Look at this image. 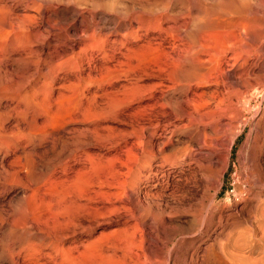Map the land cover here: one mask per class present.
<instances>
[{"label":"rangeland","instance_id":"rangeland-1","mask_svg":"<svg viewBox=\"0 0 264 264\" xmlns=\"http://www.w3.org/2000/svg\"><path fill=\"white\" fill-rule=\"evenodd\" d=\"M80 1L0 0V264H264V0Z\"/></svg>","mask_w":264,"mask_h":264},{"label":"bare ground","instance_id":"bare-ground-1","mask_svg":"<svg viewBox=\"0 0 264 264\" xmlns=\"http://www.w3.org/2000/svg\"><path fill=\"white\" fill-rule=\"evenodd\" d=\"M69 1H71V0H69ZM78 1H80V0H78ZM83 1H84V0H83ZM80 2H81V1H80ZM231 50H232V49H231ZM232 51H233V50H232ZM226 52H227V51H226ZM226 52H225L223 55H219V54H217V55H214V54L211 55V54H210V58L213 59V60H215V63H216V64H219V63L222 61V58H224V57H228V54H227ZM222 53H223V52H222ZM229 55H230L229 57H231L232 59H235L236 56H237V53H236V52L234 53V51H233V53H232V54H229ZM231 58H229V59H231ZM210 61H211V60H210ZM197 62H198V61H197ZM211 62H212V61H211ZM178 63H179V61H178ZM178 63H177V64H178ZM216 64L213 65V66H216ZM178 65H179L178 67L180 68V66L184 65V63H179ZM217 66H218V65H217ZM217 66H216V67H217ZM188 67H189V66H188ZM198 67H199V66H198ZM218 67H219V66H218ZM181 68H183V67H181ZM194 68H195V67H194ZM194 68H193V69H194ZM210 68H211V67H210ZM184 69H186V68H184ZM212 69L215 70L214 72H216V69H214V68H212ZM221 69H222V68H221ZM206 70H208V69H206ZM218 70H220V69H218ZM202 71H203V70H202ZM202 71H199V72H202ZM209 71H210V70H209ZM211 71H212V70H211ZM211 71H210V72H211ZM222 71H223V70H222ZM191 72H192V71H191ZM207 72H208V71L203 72V76L205 77V80H206V78L209 79V78H208L209 75H207ZM210 72H208V73L210 74ZM219 72H220V71H219ZM219 72H218V73H219ZM220 73H221V72H220ZM226 73H227V72H226ZM212 74H213V73H212ZM216 74H217V73H216ZM213 75H215V74H213ZM217 75H218V74H217ZM222 75H223V73H222L221 75L217 76L216 78H215V76H214L213 81H214V79H216L215 82H217V80H218ZM224 75H225V73H224ZM224 75H223V77H224ZM227 75H228V74H227ZM227 75H226V76H227ZM232 75H233V74H232ZM233 76H234V75H233ZM223 77H222V78H223ZM227 77H228V76H227ZM229 77H230V76H229ZM234 77H235V76H234ZM232 78H233V77H232ZM235 78H236V80H237V77H235ZM223 79H225V78H223ZM223 79H222V80H223ZM227 79H230V78H227ZM238 79H240V78L238 77ZM196 80H197V79H196ZM199 80H200V79H199ZM205 80H204V81H205ZM209 80H210V79H209ZM222 80H221V81H222ZM236 80L234 79L235 82L239 81V80H237V81H236ZM241 80H242V79H240V81H241ZM207 81H208V80H207ZM223 81H224V80H223ZM234 81H233V82H234ZM240 81L238 82L239 84H241V83L243 82V81H242V82L240 83ZM218 82H220V81L218 80ZM230 82H231V81H230ZM235 82H234V83H235ZM244 82H245V80H244ZM244 82H243V83H244ZM238 83H237V84H238ZM243 83H242V84H243ZM245 83H247V80H246ZM245 83H244V84H245ZM248 83H249V81H248ZM215 84H216V83H215ZM228 84H229V83H228ZM242 84H241V85H242ZM244 84H243V85H244ZM241 85H240V86H241ZM243 87H244V86H242V88H243ZM245 88H246V87H245ZM215 91H216V90H215ZM261 92H263V91L260 90V89H253L251 92H248V91H247L248 95H246L247 93H245V94L243 95L242 103H243V101H244L245 103L250 102V100H251L254 96H256L257 94H260ZM239 93H241V92H239ZM235 94H237V93H235ZM241 95H242V94H241ZM198 96H199V95H198ZM214 96H215V95H214ZM220 97H221V96H220ZM218 98H219V97H218ZM218 98H217V99H218ZM221 98H222V97H221ZM226 98H227V97H226ZM241 98H242V97H241ZM186 100H187V99H186ZM220 100H223V98L220 99ZM215 101H216V100H215ZM218 102H220V101H218ZM222 103H223V102H222ZM222 103H221V104H222ZM219 104H220V103H219ZM191 105H192V104H191ZM218 107H219V106H218ZM240 107H241V106H240ZM263 111H264V110H263ZM255 114H256V113H255ZM1 119H2V118H1ZM1 119H0V122H1ZM165 121H167L168 124L166 125V123H162V125H160V127H159V128H160L159 133L157 132V133H158L157 135H158L161 139L164 138V137H166L167 134L170 133V132L172 131V129H171V126H172V125L170 126V124H171L170 121H171V120L167 118ZM172 124H173V123H172ZM173 127H174V126H173ZM176 127H177V126H176ZM179 130H180V128H179ZM168 136H169V135H168ZM253 137H254V136H253ZM250 140H251V139H250ZM60 141H61V140H60ZM161 142H164V140H162ZM251 142H252V141H251ZM255 142H256V141H255ZM248 143H249V142H248ZM244 144H246V139H245V143H243V145H244ZM250 144H252V143H250ZM250 144H249V145H250ZM246 145H247V144H246ZM244 146H245V145H244ZM247 146H248V145H247ZM242 147H243V146H242ZM159 148H160V146H159ZM157 150H158V149H157ZM159 150H160V149H159ZM161 151H162V149H161ZM178 151H179V150H178ZM249 151H251V150H249ZM162 152H163V151H162ZM185 152H186V153H185ZM159 153H160V151H159ZM183 153L185 154L186 157H190V156H191V151H190V150L184 151ZM184 154H183V155H184ZM160 156H161V155H160ZM178 156H179V155H178ZM169 157H170V156H169ZM174 157L176 158V156H174ZM182 157H183V156H182ZM160 158H161V157H160ZM181 159H182V158H181ZM187 159H188V158H187ZM169 160H170V159H169ZM185 160H186V159H185ZM167 161H168V160H167ZM163 162H164V161H163ZM163 162H160L159 164H156V165H157L158 167H162V166H164V163H163ZM179 162H180V161H179ZM253 162H254V161H253ZM179 164H180V163H179ZM149 165H150V164H149ZM149 167H151V166H149ZM189 167H190V166H189ZM163 168H164V167H163ZM192 168H193V167H192ZM150 169H151V168H150ZM150 169H149L148 171H150ZM170 170H172V169H170ZM5 171H6V170H5ZM180 171H182V170H180ZM6 172H7V171H6ZM153 173H154V171H153ZM153 173H151V172L148 173V176L150 177V179L152 178V182H151V184L149 183L148 185H149L150 188H152V189L155 188V187H158V186H167L168 183H169V179H170V178H173V177H176V173L173 174V173H171V171H164V170H162L161 173H160L159 175H156V173H155V174H153ZM177 173H178V172H177ZM6 174H7V173H6ZM146 176H147V175H146ZM177 176H178V174H177ZM4 179H6V177H5ZM12 179H13V178H12ZM17 180H19V178H18ZM2 181H3V180H2ZM9 181H11V180L9 179ZM18 182H19V181H18ZM3 183H4V181H3ZM21 184H22V183H21ZM24 184H25V183H24ZM8 185H9V184H8ZM15 185H16V183H15ZM168 186H169V185H168ZM20 187H21V186H20ZM3 188H4L3 186L0 187V193L3 192L2 190H5V189H3ZM146 188H147V187H146ZM164 188H165V187H164ZM145 190H146V189H145ZM147 191H148V190H147ZM22 192H23V191H22ZM148 193H150V192L148 191ZM17 195H18V194H17ZM22 196H23V195H22ZM18 197H19V196H18ZM22 199H23V198L20 197V200H22ZM13 201H14V200H13ZM16 201H17V200H16ZM16 201H14V202H16ZM18 202H19V201H18ZM11 203H12V202H10L9 204H11ZM24 204H25V203H24ZM7 205H8V204H7ZM4 206H5V205H4ZM12 206H13V205H12ZM21 206H22V205H21ZM25 206H26V205H25ZM0 207H1V206H0ZM19 208H20V207H19ZM0 209H1V208H0ZM3 209H4V208H3ZM236 209H237V208H236ZM12 210H13V209H12ZM22 210H23V209H22ZM0 211H1V210H0ZM2 211H3V210H2ZM10 211H11V210H10ZM42 211H43V210H42ZM5 213H6V212H5ZM24 213H25V212H24ZM14 217H15V216H14ZM5 219H6V215H5V214H4V215L0 214V224H1V222L3 223ZM23 219H24V217H23ZM25 220H26V219H25ZM263 226H264V225H263ZM8 229H9V227H8ZM3 231H4V230H3ZM10 231H12V230L10 229ZM45 233H46V232H45ZM7 234H8V233H7ZM248 235H249V234H248ZM250 236H251V235H250ZM255 236H256V235H255ZM256 237H257V236H256ZM263 237H264V236L262 235V239H263ZM259 238H260V236H259ZM259 238H258V239H259ZM244 239L246 240V238H244ZM252 239H254V238H252ZM262 239H261V240H262ZM4 240H5V239H4ZM4 240H3V241H4ZM6 240H7V239H6ZM10 240H11V239H10ZM245 240H244V241H245ZM249 240H251V239H249ZM249 240H248V238H247L246 241H248V242H245V243L249 244L250 242H253V241H250V242H249ZM259 240H260V239H259ZM1 241H2V240H1ZM235 241H236V240H235ZM255 241H257V239H256ZM255 241H254V242H255ZM254 242H253V243H254ZM260 242H261V241H260ZM245 243H244V244H245ZM253 243H251V244H253ZM256 243H258V241H257ZM10 244H11V243H10ZM242 244H243V243H242ZM242 244H241L240 246H242ZM244 244H243V245H244ZM238 245H239V244H238ZM8 246H9V245H8ZM244 246H245V245H244ZM251 246H252V245H251ZM11 247H12V246H11ZM5 248H6V247H5ZM8 248H9V247H8ZM233 248H235V247H233ZM242 248H244V247H242ZM242 248H241V249H242ZM241 249H240V250H241ZM244 249H245V248H244ZM247 249H248V248H247ZM5 250H6V249H5ZM242 250H243V249H242ZM10 251H11V250H10ZM229 251H230V248H229ZM232 251H235V249H232ZM232 251L230 252L229 255L227 254V255L229 256L228 258H230V259H229L230 261H236V260L239 261L240 259L243 260L244 258L247 259L246 256H244V257L242 256V252H241V251L238 250V252L235 251L234 253H233ZM4 252H5V251H4ZM12 252H13V251H12ZM239 252H241V253H239ZM255 252H256V251H255ZM228 253H229V252H228ZM240 254H241V255H240ZM224 255H225V254H224ZM227 255H225V256L227 257ZM244 255H245V254H244ZM249 255H250V254H249ZM251 255H252V254H251ZM6 256H7V255H6ZM257 256H258V255H257ZM242 257H243V258H242ZM15 258H16V257H15ZM3 259H4V258H3ZM7 259H8V258H7ZM11 259H12V258H11ZM11 259H10V261H11ZM226 259H227V258H226ZM246 259H245V260H246ZM253 259H254V258H253ZM4 260H5V259H4ZM8 260H9V259H8ZM8 260H6V261H8ZM214 260H215V259H214ZM214 260H213V261H214ZM242 260L239 261V263L242 262ZM10 261H9V262H10ZM15 261H16V260H15ZM217 261H218V260H217ZM223 261L225 262L226 260L224 259ZM246 261H247V260H246ZM250 261H251V260H250ZM253 261H254V260H253ZM21 262H22V261H21ZM214 262H215V261H214ZM219 262H220V261H219ZM227 262H228V261H227ZM227 262L224 263V264H227ZM236 262H237V261H236ZM13 263H14V261H13ZM230 263H231V262H230ZM232 263L235 264V262H232ZM239 263H238V264H239ZM246 263H247V262H246ZM253 263H254V262H253ZM7 264H8V263H7ZM15 264H17V263L15 262ZM221 264H223V263H221Z\"/></svg>","mask_w":264,"mask_h":264},{"label":"trees","instance_id":"trees-1","mask_svg":"<svg viewBox=\"0 0 264 264\" xmlns=\"http://www.w3.org/2000/svg\"><path fill=\"white\" fill-rule=\"evenodd\" d=\"M233 147H234V145H233Z\"/></svg>","mask_w":264,"mask_h":264}]
</instances>
